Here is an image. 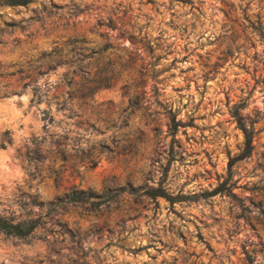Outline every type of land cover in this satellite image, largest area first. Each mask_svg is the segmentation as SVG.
Returning a JSON list of instances; mask_svg holds the SVG:
<instances>
[{"label":"rangeland","instance_id":"rangeland-1","mask_svg":"<svg viewBox=\"0 0 264 264\" xmlns=\"http://www.w3.org/2000/svg\"><path fill=\"white\" fill-rule=\"evenodd\" d=\"M261 76L264 0H0V264H264Z\"/></svg>","mask_w":264,"mask_h":264},{"label":"trees","instance_id":"trees-1","mask_svg":"<svg viewBox=\"0 0 264 264\" xmlns=\"http://www.w3.org/2000/svg\"><path fill=\"white\" fill-rule=\"evenodd\" d=\"M9 3H24L27 0H6ZM257 80L263 82L264 81V76H261L257 78ZM243 103H237L235 105V109L237 111V108L241 106ZM235 118L237 125L240 126L241 131L244 136V144H245V153L248 152V147L250 146V140H251V133L250 130L248 131L245 127V124L241 121L240 116L237 114V112H234ZM179 120L174 119L173 113L170 115V126H177L179 123ZM218 191V188H213L211 190H205L201 192V195H210ZM146 194L149 196L154 197L155 195H164L169 201H173L175 196H168L166 195L165 191L161 187H153V186H147L145 188ZM34 226L33 221H28V220H21V221H16V222H11L9 220H6L5 218L0 216V229L3 230L7 234H14L17 236H22L28 233L32 227Z\"/></svg>","mask_w":264,"mask_h":264}]
</instances>
